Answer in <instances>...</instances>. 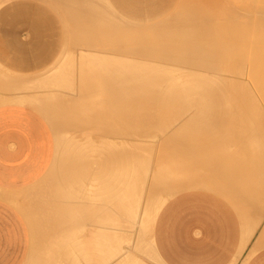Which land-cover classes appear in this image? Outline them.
Masks as SVG:
<instances>
[{
  "label": "bare ground",
  "instance_id": "bare-ground-1",
  "mask_svg": "<svg viewBox=\"0 0 264 264\" xmlns=\"http://www.w3.org/2000/svg\"><path fill=\"white\" fill-rule=\"evenodd\" d=\"M78 1L80 2V0H78ZM193 1L188 5V8L186 9V11L182 15H180V17L177 19L178 21L176 20V21H174V23H172V22L171 23H165L166 27H164V26L162 27L159 25L158 27H161L162 29L155 27L156 28V30H155L154 28H152V30L154 29V31H151V33L148 31V29H146L147 31L145 34L144 33L135 34L136 36H138L140 38H142L144 36H148V38H153L152 39L153 41L151 40L152 42H150L148 39H147V41H141L140 40V41H137L133 44L130 51H128L129 49L128 50H121L122 52L123 51L124 52H131L133 54L136 53L141 57L151 56L153 58V56H154L155 58H164L167 62L166 64L147 63L146 61L143 62V60L139 61L138 59H135V58L132 59L130 57H124L123 56L124 54H102V53H99L100 48L97 49L98 52H95L96 50L92 51L90 48L96 47L97 45H99V46L101 45V44H99L101 42L99 39H101L102 36L107 34L108 31L112 32L114 29L116 30V28L112 27V25L110 23H108L106 20H103L100 17L101 15L99 13L91 11L83 19L86 21V24H88L89 26L84 27V28H80L81 30L77 31V33L78 32L82 33L81 36L84 39V44L86 45V48L87 47L89 48V49H87V51L84 52L81 50V48H79L80 41H79V43L78 42L76 43V41H74L76 44H78V51L81 50L83 53L81 52V54H79L78 56L67 58L65 63H63L57 71L54 69L55 71L44 75L42 78L37 79L34 82H32L33 80L32 81L31 80H14L13 78H7L4 80V82H2L3 87L7 90L23 88V87L30 86V85L34 84V85L39 86L41 88H48V90H52V89L54 90V88H56V89L57 88H63V89L66 88L65 90L69 89L67 91H68V93H70L71 97H75L77 95L81 96V98L79 96V98H80L79 101L81 103H83V105L80 109H82V108L84 109L81 111H77L79 108L75 110L74 107H71L69 100H66L65 98L62 99V97H60V96L63 95V97H64V95H65V97H68V94L66 96V93L62 94L59 90L58 91H50V93H49L48 90L45 89L47 91V93H49V95L47 96V94L45 93L46 99L43 98V100H44L43 102H38L33 98H28L26 100H24V99L20 100L19 99V100H2V101H0L1 104L2 103H8V102L9 103H11V102L34 103L36 105V107L38 109H40L43 112V114H45L46 118H48L50 121H52L54 123V124L52 123V125H54V127L56 129L55 130L56 140H57L56 156H58V154L62 155V154L66 153L65 156L67 157V154L69 153L68 156H70L72 158V159H70L69 157H67V158H69L68 159L69 162H67V159H66L67 164H65V165H68V163H70L68 165V167L63 165V168L66 167V169L64 168L63 170H67L68 168L71 169V170L68 169V171H70L71 176L69 175L68 171H65L66 173L68 172V174H67L68 176L67 175L63 176L62 173H64V172L62 171L61 180H59L57 177V180L59 182L61 181L60 182L61 184L64 182V184H62L63 185L62 186L59 182H58V185L56 184V182H57V180L55 182V179H56L55 176L57 175L56 174L53 177V178H55L53 182H55L56 185L55 184L54 185L56 186V189H57V191H55L56 194L53 193L52 195H48L47 194L48 190L46 192V194L48 196H53V195L55 196L56 195L54 197L55 202H52V203L53 204L56 203L55 205H57L58 207L53 205V204H50L51 206L48 205L49 203H51V202H49L51 200L48 197L43 198V199H47L46 201L49 202L48 204L45 201H42V199H39V202L42 201V205H44V207H43L44 209L41 211V213H42L41 217H43L42 215L44 213L46 215L47 214L50 215L51 212H52V214L56 213V211L60 212L61 209L59 208L60 205H58V203L59 204L63 203V205H64V204H66V202L64 203L63 199L65 201H67L68 199H71L70 195L73 194L71 192L72 189H70V192L72 194H70V193L67 194L69 197V198L67 197V200L65 197L67 195L64 196V193L66 191H69L70 184H71V183L67 182V183H69V186H68L66 181L70 180L69 176H70L71 180H72V177H74V178L76 177L75 181H77L76 179H78L79 180L78 182L81 184V182H80V180H82L81 177L86 175L88 170H90L89 166H88L89 169L86 170V173H85V170H82L83 169L82 165L80 166L82 168L81 169L82 171L81 170L79 171L81 175L79 173H77L81 176V177L79 176L80 178L79 177L77 178L78 175H76L74 172L75 171L77 172L76 169L80 165V163L85 164V166H84V169H85L87 167L86 165L89 162L88 160L94 159V157H92V158L89 157L90 159L82 158V156L87 157V155H84L85 153L86 154L87 153L92 154L95 152L96 153H98V152L106 153L104 155V159L106 158L107 154L109 155L107 160L106 161L104 160V161H105L106 165H108V168H109L108 169L109 171L106 173V178H107L108 174H111V176L109 175L111 178H109V177L107 178V183L104 180H103V182H105L106 187H109V188H106V190L109 189L108 190L109 193L107 196L108 199L111 198V197H109L110 196L109 194H111L110 191H112L113 189L115 190L116 188L118 189V191H117V189L115 191L113 190L115 192V194L112 192V195H111V196H113V194L117 195V198H116L117 201L115 199L112 200L113 202L114 201L117 202V205L115 204V202L114 203L112 202L113 205H116L117 207L115 208V206L114 207L112 205L111 206L113 207L112 209L115 208L116 212L118 213V218L116 216L117 214H113V215L111 214V212H113V211L108 212V213H110L108 215L107 213L105 214V212L102 210L101 206L104 208V210H105V208H109V207H107L108 206V203H106L107 200L101 201V203L99 202L101 204V206H95V204H97V203H95V204L93 203L95 208L100 207V208H98L99 210H97V208L95 210L94 206L92 208H90L89 206L91 204L88 206L89 207L88 208L87 205L91 201L90 198H92L94 193L97 194V191L96 192L94 191L95 190L94 187H96V190H97V187H99V186L96 185L92 188V189H94L93 190L94 193L92 194V191H91L92 189L89 190L90 187L88 185H87V187L85 185H83V187L85 186L86 188H88L87 191L88 190L89 191L87 192L86 190H83V189H85V187L82 189V187H81L82 185L79 186V188H78L76 186L78 184H76V182L73 179L72 183L75 182V184H76V185L74 184L75 188H74L73 184H71L73 189L75 191L76 190L78 191V189L81 188L82 190H79V192H77V193L81 194V192L83 191L82 196H84V194L88 193L87 197H88V201L89 200L90 201L88 202L86 197H84L85 198V202H84L85 204L83 203L84 204L83 205L84 208L82 210L83 212L80 211L83 213V214L81 213V216L79 215L80 212H79L78 208L80 209V207H81V209H82V206L80 204L82 202H80L79 200H78V203L80 202L79 204H77L76 201H75V203H73L74 206H75V204H77L76 206H80L77 208L75 206L76 212L74 210L73 204H69L68 206L72 205L71 209H69L70 212L71 211L73 212V210H74V213H72V212L69 214L67 213L68 212L67 211L68 210L67 205H64V207L62 206L63 207L62 213H63V215L72 214L77 221L79 220L77 218H82L85 215V217H84L85 219L82 218L81 219L82 221L79 220V222L80 221L86 222L87 219H89L91 217L90 215H92V213L94 214V212L99 211L101 213V215L99 214V212H97L98 214L93 215V216H97V218L93 217V218H95V220L91 219L92 221H94L95 224H96L95 221H98V223H99V220L101 222H103V220H104L103 225L104 224H108V225L112 224V225H117L119 228V226H121L122 224L125 223L126 225L124 224L125 226L123 225V228L126 227L128 229L127 226H129V228L135 226L134 224H135L136 218H138L137 216H139L140 220H139L138 224H140V229H139V226H138V228L136 227L137 228L136 232H139L138 229L141 232H143V231L145 232L150 228L151 223L153 222L154 217L158 212V209L166 201V197L169 196L170 194L177 193V192L181 191L182 189L197 186V185H201L202 187H209V188H212L215 190L217 188V185L219 184L217 179L219 177H221L220 176L221 172H223L222 170H224L226 168L225 167L226 164H227V167L229 169L231 167V164H234L235 166L237 165L236 166L237 168L233 167V165H232L233 168L231 167V169H233V170H229L227 168L225 169V171L229 170V172H232L233 175H235L236 170H238L237 171L238 173H239V171L241 172V170H243V169H244L243 170L244 172H245V170L248 171L249 166H247L248 168L246 169V167H244L243 165H247L249 163V160H247L248 161L247 162L246 159L244 160L245 157H243V159L240 157H237L238 153H236V152H239L242 155L245 154L243 156H249L250 155L251 158H252V156L253 157L255 156L254 158H258V160L253 158L255 160L254 163H253V161L250 160V162L253 163L252 167L254 165L257 166L258 170H255L256 166L254 167L255 169H253V170H255V172L257 171V174L256 175H247V176H245V179L243 177L244 181L242 180V182H241V184L243 182H245V184L243 183L245 186L243 193L241 191L243 185L242 186L240 185L241 188H239L241 191L239 193H240V195H242V197L239 195L237 188H236L238 186V184H237V186H234V184L231 181V180H233V178H237V180H238L239 175L237 173H236V175H238V177L233 176L230 179L229 177H230V175L232 176V173L227 174L228 172L227 173L225 172L228 175L226 177L225 176L226 174L223 172V176H224L225 180L223 179V177H222V180H224V182H225L224 185L226 187L232 189L234 194L237 196L235 198L236 200H239L241 197V199L243 201H245V204L247 203V205L251 207L253 214L257 211L259 213L258 217L262 214L261 213L262 207H264V201H262V199H264V193H262V192L260 193V191H261L260 189L264 188V185H262V184H264V111H262V108H261L262 106H261L260 107L261 109L255 108L253 112H252V110H251V112H248V110L245 109L246 108L245 104L249 103V101H251V100L253 103H257V100L254 98L252 93L254 95H256V94L259 95V97L262 100H264V0H256V1L255 0H213L214 2H212V0H210L213 5H210L207 7H205V6H206V3H208V0H206L207 2L205 3V6L203 5L204 3H202L205 0H193ZM210 1H209L208 5L210 4ZM75 3L78 4V2H75ZM87 4L91 5V3H89V2ZM89 5L88 6L85 5V9H87L86 6L89 7ZM71 8H73V6ZM79 8L76 9L78 12L80 11V10H78ZM82 9H84V6L82 7ZM85 9L83 10L84 12H85ZM72 11L73 10H71V12ZM69 14H70V12H69ZM76 14H77V12H76ZM78 14H80V13H78ZM72 15H71V17H73ZM82 16H83V14H82ZM82 16L79 15V17H82ZM99 24H101V25H99ZM77 33H75L76 36L74 34V37L77 38V40H78V39H80L79 38L80 33H79V35ZM125 33H126V31H125ZM129 33L131 34L132 32L129 31ZM77 36H79V37H77ZM143 39H145V38H143ZM108 43H109V41H108ZM102 45H104V44H102ZM107 47H109V46H107ZM92 49L94 50V48H92ZM121 51H119V52H121ZM79 56H80L79 59L82 61L78 62L80 64H77V57H79ZM133 57H136V56H133ZM172 61H175V62L178 61L181 64H177V63L172 64ZM169 64H171V65H169ZM234 65H236L235 67H236L237 73H239L241 76H243L244 69H247V74H246L245 79H247V81L252 84L253 90L250 89V87L248 85H245V87H246L245 91L247 92L246 93L247 94L246 95V103L245 104L240 103L241 105L238 103L241 107H242V105H243V107L245 105V107L243 108L247 111L245 115H242V112H241L242 109L241 110L238 109V111H237L238 107H236V110L234 109L235 112H233V113H231L233 111V109H232V111H228L230 109L227 107L226 108L224 107L223 110H225V112L222 109L221 110L225 113V115L223 114L224 119H222L223 118L222 117L221 118L222 120H221L218 116L221 117V115H222L221 113H223V112H220V114H219V112H218V111H220L219 108L215 109L214 107L216 106V108H217L219 106V104L221 105V103L223 104V105H221L222 107L226 106L225 102L227 103V106H229L228 102H230L231 100L233 102L235 101V98L232 95V92H234V91L228 92V91H230L229 87L230 86H231V88L233 87L232 84L234 82H232V81L234 79L231 81V80H228V78H222L221 77V71H224V69H226V70L231 69V68H233ZM226 70L224 72L225 74H227ZM96 75L98 76V80L93 82L92 78L95 76L97 79ZM227 75H229V74H227ZM232 76H234V74ZM223 77H224V75H223ZM78 79H79V82H78ZM237 80H238V78L235 79V82L239 83L240 80L239 81H237ZM241 82H242V80L240 81V83ZM243 84H244V82H243ZM239 86H241V85H239ZM91 87H93L94 89L95 88L97 89V87H102V91L103 90L105 91L104 93L109 97V99H111V101L115 100V103L114 102L110 103L111 106L109 104V107H110L109 110H110V112L112 110V113H113V109L114 110L117 109V117H116L117 119H115L116 120L115 122L119 124L120 128L119 129L116 128L118 131L116 130L115 133L118 132V134H119V137L117 139V140H119V142L106 144V143H102V142H94L91 140V138H88L87 140L85 139V141L80 142V141L72 138V136L69 135L68 132L64 130V128L65 129H67V128L73 129V128L79 127L82 124L86 125V123L87 124L91 123L94 117H98L97 112L91 110V107L89 105H87L93 101H97V102L101 101L97 97L96 98H92L93 96L88 97V98L86 97V95L90 96L88 94H90V91L94 90L93 88H92V90H89V89H91ZM141 87L146 88V90H145V88L144 89L142 88L144 90V92H146L145 94H140V93H143V92L138 90ZM237 88L235 89V91H237ZM39 90H44V89H39ZM248 91L251 92V95L248 93ZM60 93L62 95H60ZM14 94H16V93H14ZM234 94H235V92H234ZM20 95H21V93H20ZM240 97H242V96L240 95ZM82 98H85V99L87 98V100H83ZM106 98H104V99H106ZM236 98L239 99V96H236ZM236 101H238V100H236ZM262 102H264V101H262ZM138 104H140L139 107H141V108H142V106H144V104H148L149 107L147 105V108H149V110L151 109L150 107H152L154 105L152 108L156 109L157 113H155V114L158 115V117L153 114L154 113L153 111H155V110H153V111L148 110V111L149 112L152 111L153 112L152 115H154V117H157V118H160L159 116H161L160 114H162L161 113L162 104H164L163 106L166 107L167 109H168L169 105H171L170 108H172V105H175V106L178 105V107L180 106V109L178 112L176 111L177 113L173 112L174 115H172L173 113H170V112H171V110H174V109L170 110V108H169L166 111L165 110L166 108H164V110L167 113L171 114V116H169V117L165 116L164 114L167 115V113L164 112V114H163L164 116L162 115L163 118L168 117V119L166 120V122L164 120V122H165L164 124H163V122L159 121L160 119L159 120L155 119L156 121H159V123H156L157 125H155L156 127L154 128V124H155L154 122H156V121L151 116V113H150L151 117L149 116L147 119L153 118L152 123L147 121V119L145 120L146 122H141L139 119L143 116L142 113H139V116L140 115H142V116L139 119H137L136 116H138V114L135 115V111H133V109H136V106ZM235 104H236V102H235ZM250 104H249V106H251ZM166 105H168V106H166ZM249 106L247 108H249ZM111 107L113 109H111ZM178 107H177V110H178ZM107 109H108V106H107ZM140 109H137V110H139V112H140L143 108L141 110ZM212 109L214 111L216 110L215 113L212 111ZM226 109L228 112L226 111ZM63 110H65L66 112L65 113L63 112V114H62ZM146 110H144V112ZM169 110H170V112H168ZM57 111L58 112L61 111L59 113H61L60 115H61L62 119L57 120V118H58V112ZM55 112H57V113H55ZM115 112H116V110H115ZM133 112H134V114H133ZM216 112H218V115L216 114ZM215 114L217 115L218 119H217ZM146 115H148V114L146 113ZM213 115H215V116H213ZM56 116H57V118H56ZM99 116L101 118V116H103V115H99ZM115 116H116V114H115ZM59 118H60V116H59ZM100 118H98L97 120H99ZM90 120H91V122H90ZM104 122L100 123V124L97 123V125H98L97 129L100 131V133H98V135L100 137L102 135H106L105 130L108 128L107 127L108 125L107 124L105 125ZM160 123H162L163 126L160 125ZM110 124H112V122ZM115 126L118 127L117 124ZM115 126L113 128H115ZM110 128H112V125H110ZM154 129H156V130L154 131ZM221 130H223V131H221ZM107 131H108V129H107ZM108 134H109V131H108ZM110 134L112 135L111 132H110ZM113 136L115 138H117L116 136H118V135L115 136L113 134ZM218 139H219V141H218ZM221 140H225V142H228L227 143V145L229 144L228 146H230V144H233V145L235 144L236 148L235 147L234 148L236 150L234 151V148H232L233 150L231 149L232 151H230V148L233 146L232 145L231 147H229V150L226 147L227 149H221L220 151H218L219 152L218 157H215L216 156L215 153H217V151H216L217 149H213L212 144L214 142L219 143ZM229 141L231 143H229ZM170 143H174V146H176L175 148L173 146H171V147L174 148V150L177 153V156L180 157L179 160L177 161V162H179V164H182V163H180L182 161V159H185L188 156H190L191 158L194 156V159H196L195 157L197 156L198 161L197 160L195 161L197 163V165H199V166L201 165L203 167L206 166V168H208V171L210 170L209 171L210 173H212V174L215 173V175H216V173H220V175L217 174V175H219L217 179H215V177L208 178L206 176H203V177L201 176V178H198V180H196V178L190 177V175L188 174L190 172V169H187V171H186V169H184L181 165L179 167L167 168V165L165 167V164H163L162 160H161V164H159V166L157 167L156 172H155V176H154L155 182L150 183L151 180L154 179L150 175L151 178H149L150 180H149V182H147L148 184L147 183L146 184L148 186L153 184V186H155L156 189L159 188V185H160L165 190V192L164 193L159 192L158 194H154V195L152 194L153 195L152 196L151 195L152 191L147 189L148 192L149 191H151V192H150L149 196L147 195L148 198L145 200L146 202H144V204L142 206L141 205L142 188L140 190L139 185L141 184V187H143V181L145 178V177H143V175H145L144 170L147 169L149 162H150V159H152L151 156L153 155L154 151L157 149V146L158 145L161 146L163 144L169 145ZM214 144L216 145V143H214ZM215 145H214V147H215ZM216 146L219 147L218 145H216ZM163 147H165V146H162V148ZM159 149L160 150H158V151L160 154L159 155L160 158L166 157L168 155V151H166V147L164 150L161 148H159ZM211 149H212V152H214V153L209 154L211 152ZM222 150H228L229 151V154L228 153L226 154V152H228V151L225 152L226 155L223 152L224 155H222V156L228 157L230 155V152H231L230 156H232V155L234 156L233 153L235 152L236 158L233 159L232 158L233 156H232L231 157L232 159H231L229 157V160H231L232 162H227L225 164V162L228 159L226 160V159H224L225 158L224 157L223 158V160H225V162L223 161L224 167L219 168L220 171H218L217 167L218 166L221 167V165H223V162L221 160L222 158L218 159L219 162H217V160H215V158L220 157L219 155H220ZM205 152H207V153H205ZM74 153H76V154H74ZM204 153H205V156L203 155ZM81 154H83V155H81ZM140 154L142 156H140ZM207 154H209L210 156L214 154L215 156L213 155L210 158ZM74 155L78 156L79 160L77 159V157H74ZM100 155L102 156L103 154L98 153V156H96V157L101 158ZM200 155H202V157L204 156L205 158H206V156H208V158H210V159L205 160L204 157H203V159H200L199 158V157H201ZM242 155H239V156H242ZM88 156H89V154H88ZM61 157H62L61 158L62 161H63V159L66 158V157L63 158V155ZM250 157H247V159H250ZM239 158L242 159L243 161L241 162V160H239ZM76 160L79 161L77 163L78 166L75 164L77 162ZM98 160H103V159L101 158ZM220 160H221V162H220ZM233 160H234V162H233ZM55 161H56V159H55ZM73 161H75V163ZM104 161H103V165L105 168L106 165L104 164ZM72 162H73V164L71 165ZM96 162H97V158H96ZM96 162L94 159L93 163H95V165H96ZM64 163H65V160H64ZM60 164L62 165L63 163H60ZM74 164L76 166H74ZM228 164H230V165H228ZM61 165H59L60 166V169H59L60 172L62 170ZM250 165H251V163H250ZM55 167H56V164H55ZM80 167H78V170ZM93 167H94V164H93ZM95 167H94V169L93 168H91V169H93V171H94ZM149 167H150V165H149ZM74 168H76V169L74 170ZM143 168H144V170H143ZM238 168H240V169H238ZM97 169L99 170L98 167H97ZM112 169H114L113 174L110 173ZM139 169L140 170L142 169L143 171L142 170L141 171L144 172V174ZM101 170H102V168H101ZM103 170L107 171L105 169H103ZM103 170H102V172L105 173ZM247 171L244 175L247 174ZM99 172H100L99 174H101V175H99L98 171H97V174L95 173L96 177H99V176L101 177L102 175L105 176V174H102L101 171H99ZM147 172H148V169H147ZM55 173H57V171ZM91 173L88 172V178H87L88 182L85 181V182H87V184H89V180H90L89 174H91ZM73 174H75L76 176ZM91 175H92V177H94L93 176L94 174H91ZM112 175H113L114 180H113V183H110L108 181H109V179H112ZM148 175H149V173H148ZM240 175H241V173H240ZM57 176H59V175H57ZM242 176H243V173H242ZM86 177L87 176H85L84 178H86ZM142 177H143V179H141ZM62 178H63V181H62ZM84 178H83V180H84ZM102 178L104 179L103 176H102ZM102 178H100V179H102ZM227 178H229V179H227ZM240 178L242 179L241 176L239 177V179ZM145 179H148V178H145ZM219 179H221V178H219ZM44 180H45V178H44ZM93 180L94 179L92 178L91 181L93 182ZM95 180H97V179H95ZM117 181H118V183H117ZM92 182H90V183L92 184ZM103 182L101 180V183H103ZM115 182L117 183V186L111 187L112 184L114 186ZM238 182H239V180H238ZM238 182L234 181V183H238ZM254 182L256 185L254 184ZM94 183H95V181H94ZM101 183L99 185H101ZM109 183H110V185L108 186L107 184H109ZM221 183H223V182L221 181ZM260 183H261L262 187L259 186ZM41 184H43V183H41ZM105 185L102 187H105ZM252 185H254L255 188L258 185L256 192L254 190L255 189L254 186H252ZM51 186L53 188H55V186H53V184H51ZM57 186L60 187V189L62 187H64L65 192H63L64 190L61 191ZM101 186L99 188H101ZM148 186H146V187H148ZM36 187H37V185H36ZM49 187H50V185H49ZM49 187L47 189H50ZM76 187H77V189H76ZM138 187H139V189H138ZM250 187H253L254 189L251 188L252 189L251 190ZM66 188H68V189L66 190ZM111 188H112V190H110ZM149 189H152V188L149 187ZM44 190H46V189L44 188ZM58 190H60V191H58ZM101 190H102V188H101ZM103 190L106 191L104 188H103ZM153 190H154V187H153ZM75 191H74L73 195H77V193ZM84 191H86V192L84 193ZM116 191H117V193H116ZM161 191H163V190H161ZM258 191H259V195L257 194ZM40 192L41 191H39V194H40ZM60 192H62V194ZM99 192L100 191L98 190V193ZM43 193H44V191H43ZM89 193H91L90 195H92V196H90V198H89ZM49 194H51V192H49ZM243 194H244V196H243ZM60 195H63L65 198L60 196ZM101 195L104 196L105 194L104 195L101 193L97 194V197H99V199H100L102 197ZM106 195H107V191H106ZM43 196H45V195H43ZM78 196L80 197L81 195H78ZM145 196H144V198H145ZM105 197L106 196H104V198ZM94 198H95V196H94ZM51 199H53V197ZM57 199H58V201H56ZM61 199H62V201H61ZM78 199H80V198H78ZM59 200L61 201V203L59 202ZM96 200H98V198ZM98 201H100V200H98ZM67 202H69V201H67ZM93 202H94V200H93ZM102 202L105 203L104 206L102 205ZM109 203L111 204V201ZM260 203H262V204H260ZM46 204L48 207H50L49 210H48V208H46ZM42 205L40 207H42ZM53 206H55V207H53ZM65 206L67 208H65ZM140 206H141V208H140ZM36 207H37V209L38 208L40 209L38 204ZM51 207L53 208L54 211L51 209ZM56 207L59 208V210L54 209ZM85 207H87L88 210ZM64 208L67 210H64ZM139 208H140V210H139ZM236 208L238 209V211L241 215V218L245 222V227H246L247 237H248L247 241H249L250 238L253 236V234H254V232H255L258 224H259V220L255 219L257 217H254L249 212V211H251V209L247 208L248 209L247 210L245 208L246 211L244 212L243 208L241 209V208H239V206H236ZM46 209L48 210V211H46L48 213L43 212ZM84 209H86V210L84 211ZM89 209L91 210V212L89 211ZM100 210L103 212H101ZM109 210H111V208H109ZM77 211H78V213H77ZM86 211H89L91 214L89 212H87V213H89L88 214L89 216H87ZM138 212H140V215L138 214ZM121 213H122V215H121ZM61 214H60V217L58 216L59 219L61 220V218H62V219H64V221L66 220L67 222L66 221L64 222L62 220L59 221L57 218L58 222H62L59 225H57L58 227L59 226L62 227L63 223L64 224L66 223L67 224L66 226H68L71 223H72V226L75 224L77 226V224H79V222H77V221H76V223H74L75 221L73 222V220H72L73 216H70L71 218L68 217V219H67L66 218L67 216L66 217L63 216L64 217L63 218ZM102 214L103 215L105 214L106 216L107 215L108 216L105 217ZM37 215H39V214H37ZM48 215L46 217H48ZM57 215H59V213L54 215L55 217L53 215L49 216V218L51 217V219L48 218V220H47V218H46V220L50 223V225L48 222H46V225H44V226H46V228L48 230H46L45 232H47V233L50 232L49 238H51L52 240L51 241L49 240L50 242H49V244H47L48 242L45 243V239H46V241H48L47 240V239H49L48 236H47V238L43 239L44 243H45V244L43 243L44 244L43 245L44 250L46 248L50 247V245H51L50 243L54 242L53 241L54 236L52 234H54V230L55 231L57 230V229L53 228V226L55 228H57L56 224H58V223H57V221L55 222V220H54ZM77 215L80 217L76 218ZM86 216H87V218H86ZM109 216H110V219H108ZM113 216H116L115 217L116 219L114 218L115 220L113 219ZM121 216L122 217L125 216V217L122 219ZM44 217H45V215H44ZM98 217H99V219H98ZM105 218H107L109 221ZM70 219L72 220V222L68 224ZM124 219L126 222L124 221ZM260 219H262V218H260ZM49 220H51V221H49ZM110 220L114 223H109V222H111ZM123 221H124V223H122ZM42 222H44V221H42ZM88 223H90V222H88ZM38 224L40 225V222ZM38 224H36V226ZM84 225H86V224H83L81 226L82 227L81 229L78 228L79 231L76 229L78 226L76 228L74 227L73 229H71V231L67 230V234L69 235L70 240H67L68 235H66V230H65V232L62 230V229H64V227L66 228V226H64L61 229V231H63V233L59 230L60 229L59 228L58 232H60L61 234H64V233L65 234L63 237L57 231L55 232V234L58 233L61 235V237H63V238H61L60 235H58V234L55 237V238H57V236H58L59 238L57 240L59 242H60V240L63 241L62 244H58V242L56 244V239H54L55 244L58 247V250H60L63 247L62 245H64V243L66 245V242H64L65 240H63V239H66L68 242L72 241L71 238L75 239V232H74V235L72 234L73 230L74 231L77 230V232L81 233L83 228H84ZM108 225H106V227ZM112 225H111V227H112ZM44 226H42V227H44ZM114 227H116V226H114ZM39 228H41V227H39ZM103 228H105V226H103ZM120 228L122 229V226ZM51 229H53V231ZM44 230H45V228H44ZM80 230H81V232H80ZM105 230L103 229V232ZM51 231H52V234H51ZM108 231H109V229H108ZM111 231H115V230H110L109 232H111ZM119 231L118 232L115 231L118 234L111 232V236L108 235L109 238L106 236H107V234H110V233L105 231L106 234H105V232L103 234V235H105L104 238L101 237L103 240L106 239L108 241L110 239V237L112 240H114L113 239V238H115L114 236L120 234V237H118V243L116 242L117 239L114 242L111 241L113 244L115 243L116 247L112 246L113 244L109 243V241H110L109 240L108 242L104 241L105 244H104V246H102L103 248H101V245L104 242L101 241V238L100 239L97 238V240H96L97 243L99 240H100L99 241L100 243L103 242L102 244L99 243L100 244L99 247L102 250L104 249V252H103L104 254L101 251H99L104 256V257H102V255L99 253L101 255V258H103V260H100V262L103 261L102 262L103 264L107 263V262L111 263L110 261H113L112 259L116 255H119L123 251V249H121V245L123 243H125L124 245L127 246L126 243L128 242L129 238H130L129 240L131 242V237L133 235L132 234L133 232L130 231L131 237H129L128 239L127 238L124 239L125 235L123 238L121 235L126 234V232L125 233L123 232L121 234V231H120V233H119ZM132 231H133V229H132ZM144 232H143V234H144ZM42 233H39V234H41V236H42ZM99 233H101V232H99ZM145 233H147V232H145ZM70 234H71V236H70ZM127 234H128V232H127ZM130 234H128V236ZM139 235L140 234H138V236ZM44 237H46V236H44ZM116 238H117V236H116ZM76 240L77 239H75V241H73V242H76V244H77L79 241L77 242ZM134 240H135V238H134ZM38 242H40V241H38ZM68 242H67V248L64 247V249H68V252H70L69 248L72 247L73 242H72V244H71V242H69L70 246H69ZM106 242L109 243L110 245L106 244ZM133 242H132V244H133ZM262 243H264V230H262V232L259 234V237H257L255 239V241L252 243V245L249 249V252H253L256 249H259ZM41 244H42V242H41ZM46 244L48 245V247ZM52 244H53V246L51 245L52 250L54 251L56 245H54V243H52ZM78 244H77V246H78ZM82 244H83V242H82ZM134 244H135V242H134ZM59 245H61V248H59L60 247ZM74 245H73V247H76V245L75 246ZM138 245H139V243H138ZM39 246H40V244H39ZM45 246H46V248H45ZM108 246L115 247V248L111 249V247H108ZM37 247L34 246L33 248H37ZM53 247H54V249H53ZM105 247H107V248H105ZM100 248H99V250H100ZM135 248H136V246H135ZM38 249H39V247H38ZM40 249H41V246H40ZM62 249L60 250V252L61 251L63 252ZM75 249L77 250L78 247L73 248V251ZM44 250H43L44 256L41 255V257H44V258L47 257L48 258V259L47 258L45 259V261L47 260V264H55L54 263L55 261H57L56 264H63L64 260H66L65 261L66 264H69L67 262V260L69 259L68 256L71 255V253L72 254L75 253V252L74 253L70 252V254L68 255V252H66V250H65V252H66L65 255L67 254L68 259L62 258V259H64L62 261V259L60 258L62 263H59L60 260L56 257L64 256V253L61 252V255L59 253L58 254L59 256H57V254H56L57 249H55V251H54L55 253H54L51 250V248H48L49 251L51 250L50 251L51 253L55 254V255L52 254V257L56 256L55 258L52 259L50 257L51 253L48 252L49 255L46 253V256H45L44 253L47 249L45 251ZM58 250H57V253H58ZM78 250H77V252L80 254V255L78 254V256H80V258H84V257H81V255L85 256V254H84L85 251H82L83 249L80 250V248ZM71 251H72V249H71ZM38 252H39V250H38ZM30 253H31V251H30ZM124 253H126V252H124ZM38 254L39 253H37V257H38ZM122 254L120 256H122ZM123 255L124 256L119 258L118 264H144V262L142 260H140L134 256H131V255L127 256V253H126V255L125 254H123ZM33 256L31 254L32 258H33ZM87 256L88 255L86 254L87 259L86 258H84L85 260L82 259L83 262L86 260L90 261L89 260L90 257L88 256L89 257L88 258ZM49 257L51 258V261L54 260V262L53 261L50 262ZM69 257H70V259H72L73 256L71 255ZM39 258H40V256H39ZM70 259L68 261L72 262V261H70ZM37 260H38V264L43 263V262L46 264V262L44 261L43 258H42L43 262H39V261H41L39 259H37ZM74 261H77V259ZM36 262H35V264H37ZM86 262H84V263L88 264ZM75 264H76V262H75Z\"/></svg>",
  "mask_w": 264,
  "mask_h": 264
},
{
  "label": "crops",
  "instance_id": "crops-1",
  "mask_svg": "<svg viewBox=\"0 0 264 264\" xmlns=\"http://www.w3.org/2000/svg\"><path fill=\"white\" fill-rule=\"evenodd\" d=\"M41 1L40 0H7L6 4L0 6V42L2 43V48L0 51L3 52L4 56L10 57L11 63L13 64V66L16 69L20 70L21 72L35 71L34 70L35 67L49 63L51 60H54L55 46L57 45V37H58V33H57L58 26H57V24H60V22H64L63 28L66 27V29H69L71 32H77L78 30H81L80 28H84L86 26V21L83 19L91 11L97 12L99 14L103 13L102 11H100L98 4L91 2L89 0H80V2L78 0L77 1L76 0H43L47 4L43 3ZM170 1L173 2L174 0H170ZM73 2L74 3L78 2V4L77 3L74 4ZM88 2L91 3V5L87 4ZM84 4L87 6L89 5V7L86 6L87 9H85ZM82 5L84 6L85 12L83 11L84 9H82V7H83ZM72 6H73V8H71ZM167 7H169L167 0H161V2L159 3L158 6H155L152 8H145L143 10V12L146 13L147 15L158 14V13H161V11ZM77 8H79L78 9V10H80L79 12L76 10ZM70 9L73 10L72 12L74 14L71 12ZM69 12H70V14H69ZM76 12H77V14L78 13H80V14L77 15ZM132 12H133V14H136V13H138L139 15L142 14L141 9L140 10L135 9V10H132ZM81 13L83 14V16ZM71 15L73 17H71ZM79 15L82 17H79ZM60 27L62 28L61 25H60ZM23 30L29 31V39L27 41H22V39H20L19 33H20V31H23ZM79 41H80V43H79ZM77 42L79 43V48H81L80 46H86L84 44V39L82 38V36H80V39L76 40V43ZM76 43H75V46H78V44H76ZM76 49H78V47H76ZM81 50L84 52L87 51V49H82V48H81ZM81 50H79V51L76 50V51H78L77 52L78 55L81 54V52H82ZM68 54L71 55L73 53H68ZM68 54H62L58 58H56L54 60V62L51 64V66L49 67V69L59 60L63 59V61H66V59L70 57ZM52 123L53 122L50 121L48 118H46L38 109H36L35 107H33L29 104H26V103H3V104H0V264H33V263L35 264L36 261H37L36 263L38 264L37 259L41 260L39 262H43L42 258L45 261V259L47 257H45V258L41 257V255L44 256L43 255V250H44L43 245L46 242H48L47 244H49V242L52 240L51 238H49L50 232L49 233L45 232L48 229L46 228V226H44V225H46V222H48L47 220H48L49 216H52V215L54 216L57 213H59V215H57L55 219L52 217L55 220V222L57 221V223H58V224H56V226H57L60 223H62V222H58V220L64 221V219H62V218H61V220L59 219L64 205H67L68 208L66 206H65V208H67L68 210L65 208H64V210H67L68 211L67 213L69 214L72 212V211L70 212V210H69V209H71L72 205L68 206L69 204H73V203H75V201L77 204L82 202V203H80L82 206V209L80 206H76L77 204H75L76 208L80 207V209L78 208L79 212L82 211L84 208L83 205L85 204L84 203L85 202L84 197H86V199L88 201V197H87L88 193L84 194V196H82L83 191L82 192L80 191L81 194H79L77 192H79V190H82L85 186L87 187V185L90 187L89 190H91L96 185L100 187L103 184L102 186H104L105 182L107 183V178L108 177L111 178L110 177L111 174H108V176L106 178V173L108 171H105V173H103L102 172L103 169L101 170L102 167L101 168L98 167L99 170L96 167L95 173L97 174V171H98V174H99L100 173L99 171H101L102 174H105V176L102 175L104 177V179L102 178V176L101 177L95 176L94 177L95 183L93 181L92 184L90 182H89V184H87V182H88L87 180H84V181L80 180L81 184L78 182L79 180L75 181L76 184H78V185H76L75 182L72 183V180L66 181V183L69 182V183L73 184V186L75 184L78 188H79V186L82 185L81 186L82 189L80 188V189H78V191L77 190L75 191L70 184L69 191H66L67 193L65 192L64 187H62L60 189V187L57 186L61 191L64 190L63 191V192H65L64 196L67 195L68 193L74 194V191L77 193V195H73V194L70 195V198L72 200L71 199L67 200L68 195L65 196L66 200L69 202L65 201L62 198L63 202L64 203L66 202V204H64V205H63V203H61L62 199H61V201L59 200V202L61 204H59L58 202L57 203H58V205L61 206V207L59 206V208L61 209L60 212H57V211H56V213L53 212L54 214H52V212H51V214L49 213L50 215L47 214L48 217H46L47 215L44 213L42 215L43 217H41V214H42L41 211L44 209L43 208L44 205H42V201H45L47 204L49 202H51L48 205L53 204L52 202H55L54 197L56 195L55 196L54 195L48 196V195H52L53 193L56 194L55 191H57V189H56L55 185L56 184L58 185V182H59L57 180V177L59 180H61V177H62L61 172L59 171V169H60L59 165H61L60 163H63L61 165V169H62L61 171L64 172V173H62L63 176L67 175L68 172L70 175V171H68L69 168L67 170H63L64 168L66 169V167L63 168V165L67 166V165H65L67 163H64V161H62V159L60 160L58 158V156H56V135H55L56 129H55L54 125H52ZM55 159H56V161H55ZM55 164H56V167H55ZM113 170L114 169H112L110 173L113 174ZM56 171H57V173H55ZM65 171H68V172L66 173ZM56 174L59 176H57ZM79 174H80V172H79ZM99 175H101V174H99ZM54 176L56 179L53 178ZM44 178H45V180H44ZM63 178H62V181H63ZM100 178H102V179H100ZM54 179H55V182L57 180L56 184H55V182H53ZM69 179H70V177H69ZM81 179H82V177H81ZM95 179H97L98 181ZM101 180H102V182H103V180L105 182L101 183ZM113 180L114 179H113V175H112V179H109L108 182L113 183ZM85 181H87V182H85ZM41 183H43V184H41ZM69 183H67L68 186H69ZM100 183H101V185H99ZM110 183L107 185L109 186ZM117 183H118V181H117ZM117 183L115 182L114 186L112 184L111 187L117 186ZM51 184H53V186H55V188H53L51 186ZM62 184H64V182ZM36 185H37V187H36ZM49 185H50V187H49ZM83 185H85V186L83 187ZM102 186H101L102 190L99 187H97V190H96V187H94L95 190L94 189L91 190L92 194L94 193L93 192V190H94L95 192L97 191V194H100V193L103 195L105 194L104 196H106V197L104 198V196L101 195L102 197L99 199V197H97V194L94 193V195L92 196V195H90L91 193H89V198H90V196H92V198H90L91 201L89 200L90 203H88L89 201L87 202L88 203L87 207L90 204L92 205L93 203L94 204L97 203V204H95V206H101V204H100L101 201L107 200V202H106V203H108L107 207L111 208V210H109V208H105V210H104V208L101 206L102 210L105 212V214L107 213L108 215L110 214L108 212L113 211V212H111V214L112 215L117 214L116 216L118 218V213L115 210V208L117 207L116 206L117 205V202H116L117 201V199H116L117 195H114L115 194L114 191L117 188L115 190L113 189L114 191L112 190V188L110 189V190H112V191H110L111 194H109L110 195L109 197H111V198L108 199L107 196L109 193V191H108L109 189L106 190V188H109V187H106V185H105V187H102ZM48 187L50 189H47ZM77 187H76V189H77ZM86 187L83 190L87 191L88 188H86ZM44 188L46 190H44ZM74 188H75V186H74ZM103 188L107 191V195H106V191H104ZM141 188L142 187H140V190H141ZM67 189L68 188H66V190ZM70 189H72V191H71L72 193L70 192ZM138 189H139V187H138ZM47 190H48V192H47ZM60 190H58V191H60ZM98 190L100 191L99 193H98ZM39 191H41L40 194H39ZM43 191H44V193H43ZM86 191H84V193ZM117 191H118V189H117ZM117 191H116V193H117ZM46 192L48 195L46 194ZM49 192H51V194H49ZM112 192L114 193L113 196H111ZM60 193L62 194V192H60ZM41 195L42 196L45 195V196L42 197ZM78 195H81V196L79 197ZM60 196L64 197L63 195H60ZM74 196L75 197L77 196L80 199H78L77 197L75 198ZM94 196H95V198H94ZM45 197L46 198L48 197L51 201L48 202V201H46L47 199H43ZM50 197L51 198L53 197L54 200L51 199ZM97 198L100 201L96 200ZM39 199H42V201L39 202ZM113 199L116 200V201H114L116 205H113V203H114L112 201ZM78 200L80 201L79 203H78ZM93 200H94V202H93ZM56 201H58V199ZM108 201L109 202L111 201V204ZM144 202H145V198H143V193H142V202H141L142 206H143ZM37 204L39 205V207L42 205V207H40V209L39 208L37 209V207H36ZM47 204H46V208H48V210H49L50 207H48ZM55 204L56 203H54L53 205H55ZM94 204L92 206L90 205L89 207L92 208L94 206ZM102 205L104 206L105 203L102 202ZM111 205L113 207L115 206V208L112 209L113 207ZM55 206H57V205H55ZM55 206H53V207H55ZM75 206L73 204L74 210H75ZM95 206H94V208H95ZM57 207L54 209L59 210V208H57ZM87 207H85V208L87 209ZM96 208H95V210H96ZM98 208H100V207H98ZM98 208H97V210H99ZM51 209L53 210L52 207H51ZM86 209H84V211ZM48 210L46 209L43 212H46ZM74 210L72 213H74ZM89 211L91 212L90 209H89ZM89 211H86L87 216H89L88 215L90 213ZM103 211H101V212H103ZM75 212H76V210H75ZM82 212H80V214H79L80 216H81ZM87 212H89V213H87ZM97 212H99V211H96V212H94V214L92 213V215H90L91 216L89 218L90 220L87 219V221L89 220L88 222H90V223H88L87 221L86 222L83 221L84 223L81 222L82 218L85 219L84 218L85 215L82 218H77L80 216H78V215L76 216L77 219L81 220L79 222V220L77 221L72 214L63 215V213H62L61 214L62 217L67 216L66 217L67 219H68V217L71 218L70 216H73L72 217L73 222L74 221H75L74 223H76V221L79 222V224H77L78 227L76 226V224L72 226V223H71L72 220L71 219H70L71 221L69 220V222H68V224L69 223H71V224H69L68 226H66L67 225L66 223L65 224L63 223L62 227L57 226V228H55L53 226L54 229H57L56 230L57 232H58L59 228H60L59 230L61 231V229L64 226H66V228L64 227V229H62V230L64 232L66 230V235H68L67 230L71 231V229H73L74 227L75 228L77 227L76 229L78 230V228H80V229L82 228L81 226L83 224H86V225H84L82 232L80 230L81 233L77 232V230L76 231L73 230V232H72L73 235L75 232V239H77L76 240L77 242L79 241L78 242L79 244L77 243L78 246H77L76 242H73V241H75V239H73V238H71L72 241H69V242H71V244L73 242V245L74 244L76 245V247H73V245H72L73 248L78 247V249L80 248V250L83 249L82 251H85V253H84L85 256L81 255V257L86 258V254H87L90 257V259H89L90 261L86 260L87 262L86 261H84V262H86L88 264H103L102 263L103 261L100 262V260H103V258H101L102 254L99 251H101L102 253L104 252V249L102 250L101 248H103L102 246H104V244H105L104 241H107V240L106 239L103 240L101 237L104 238L105 235H103V234L105 231H107V232H109L110 230H115L117 232L119 231L117 229L118 227H116V228L113 226L111 227V225H110V227L105 226V228H103V224H102L103 222H101L100 220H99V223H98V221H95L96 222V224H95L94 221H92L91 219L95 220V218H93V217L97 218V216H93V215L98 214ZM46 213H48V212H46ZM77 213H78V211H77ZM37 214H39V215H37ZM99 214L101 215L100 212H99ZM105 214L104 215L102 214V215L107 217L108 215L106 216ZM44 215H45V217H44ZM139 215H140V212H139ZM87 216H86V218H87ZM116 216H113V219ZM99 217H98V219H99ZM46 218H47V220H46ZM57 218H58V220H57ZM49 219H51V217ZM105 219H107V218H105ZM108 219H110V216L108 217ZM137 220L139 222L140 219L136 218V221ZM42 221H44L45 223ZM49 221H51V220H49ZM124 221H125V219H124ZM37 222L38 223L40 222L41 226ZM111 223H113V222L111 221ZM36 224H38V225L36 226ZM49 225H50V223H49ZM42 226H44V227H42ZM39 227H41V228H39ZM44 228H45V230H44ZM103 229L104 230L106 229V230L103 232ZM108 229H109V231H108ZM51 230L53 231V229H51ZM52 231H51V234H52ZM56 231L54 230V234ZM63 231H61V232L63 233ZM115 231H111V232L118 234ZM130 231L133 232L132 237H131ZM136 231H137L136 229H133V231L132 230H129V231L126 230L125 231L126 234H127V232H128V234H130L129 236H128V234L127 235L125 234V237L127 236L126 237L127 239L129 237H131V242H130V240H129L130 238H129L128 242L126 243V245L129 248L127 246H125L123 243L121 245V249H123V251L121 250L122 252L119 255H116L112 259L113 261H110L111 263L107 262L104 264H118L119 258L124 256L123 254L126 255V253H127V256L131 255V256H134V257L142 260L144 262V264H236L238 259H240V257L242 255L247 253V250L250 249L252 243L256 239L255 232H254V234L250 238V240L247 241L248 237H247L245 222L241 218V215H240L238 209L235 207V205L232 203V201L229 198H227L226 196L220 194L216 190L209 188V187H202V188L201 187H195V188H189V189H185V190H181V191L177 192L176 194H174L173 196L168 198L160 206L157 214L154 217L153 222L151 223L150 228L147 231H145L147 233H145L143 231L144 232V234H143V232H141L139 229H138L139 232H136ZM99 232H101V233H99ZM111 232H109L110 234H107L106 237L109 238L108 235L111 236ZM39 233H42V236ZM58 233H60V232H58ZM119 233H120V231H119ZM54 234H52V235L54 236L53 238L56 239V244H57V242H58V244H62L63 241L60 240V242H61L60 243L57 240L59 237L57 236V238H55L57 234H55V235ZM60 234H58V235H60ZM64 234H61V235L64 237ZM105 234H106V232H105ZM138 234H140V235L138 236ZM61 235H60V237H61ZM44 236H46V237H44ZM47 236L49 238V239H47L48 241H46V239H45V238H47ZM70 236H71V234H70ZM116 236H117V238H116ZM116 236H114L115 238L112 237L114 240H112L110 237V239H109L110 241L108 240L109 243L113 244L111 241L114 242L116 239H117L116 242L118 243V237H120V234L116 235ZM63 237H61V238H63ZM123 237H124V235H122V238ZM97 238H99V239L101 238V241H103L104 243L103 242H102L103 244L100 243L99 242L100 240L97 243L96 242ZM134 238L136 241L134 240ZM43 239H45V243H44ZM54 239H53L54 242H52V243H54V245H56ZM63 240H65L64 242H66V245H65V243H64V245H62L63 249L61 248V245H59L60 246L59 248H61L63 250V252L62 251L61 252L64 253V256H61V257L53 256L52 257L53 253L50 252L52 250V246H53L52 243H50L52 245V246L50 245V247H48V245L46 244L48 248H51V250L49 251L48 248H46V246H45V248L47 249V250L45 249L46 251L44 250L45 256H46V253L49 255L48 252H50L51 253L50 257L52 259L56 257L60 260V258L61 259L62 258H64V259L69 258L70 259L69 256L72 255L73 260L70 259V261H72L74 264H75V262H76V264L77 263L78 264H85L83 262V260H85V259L80 258V256H78V254H79L77 252L78 249L77 250L75 249L76 251L75 250L73 251L72 247L71 248L68 247L70 252H73V253L77 252L76 254L71 253V255H69L70 252H68V249H64V247L67 248V242H68L67 240H70L69 235H68L67 240L66 239H63ZM38 241H40V242H38ZM133 241L135 242V244ZM41 242H42V244H41ZM69 242H68V244L70 246ZM82 242H83V244H82ZM107 242H106V244L110 245ZM132 242H133V244H132ZM99 243L102 244L101 248L99 247L100 246ZM138 243H139V245H138ZM39 244L41 246V249H40ZM34 246L35 247L38 246L39 249H38V247L33 248ZM112 246H115V243ZM135 246H136V248H135ZM56 247H57V245H56ZM56 247H55V249L58 250V247L57 248ZM98 247L100 248V250ZM108 247H111V246H108ZM115 247H111V249L115 248ZM105 248H107V247H105ZM53 249H54V247H53ZM55 249H54V251H55ZM71 249H72V251H71ZM124 249L125 250L127 249V250L125 251ZM38 250H39V252H38ZM57 250H56L57 256H59L58 255L59 253L61 255L60 250H58V253H57ZM65 250H66V252H68V255H69L68 258H67V254L65 255V253H66ZM30 251H31V253H30ZM124 252H126V253H124ZM37 253H39L38 257H37ZM31 254H32V256L34 255L33 258L31 257ZM121 254H122V256H120ZM53 255H55V254H53ZM39 256H40V258H39ZM102 257H104V256L102 255ZM51 258L49 261L54 262V260L51 261ZM75 258L77 259V261H74V260H76ZM64 259H62V261ZM68 260H67V262L69 264H71L72 262H69ZM65 261L66 260L63 261L64 262L63 264H66ZM45 262L47 264V260ZM54 263L56 264L57 261H55ZM59 263H62L61 260ZM39 264H45V263L43 262V263H39ZM244 264H264V247L256 249L253 252H250L248 255V259H245Z\"/></svg>",
  "mask_w": 264,
  "mask_h": 264
},
{
  "label": "rangeland",
  "instance_id": "rangeland-1",
  "mask_svg": "<svg viewBox=\"0 0 264 264\" xmlns=\"http://www.w3.org/2000/svg\"><path fill=\"white\" fill-rule=\"evenodd\" d=\"M41 1V0H40ZM89 1H91V2H94V3H96V4H98V7H99V9H100V11H102L103 13H101L100 15V17L103 19V20H106L108 23H110L111 25H112V27H114V28H116V30L114 29L112 32H110V31H108V33L107 34H105L104 36H102L101 37V39H99L101 42L99 43V44H101L100 46L99 45H97L96 47H92V48H94V50L92 49V48H90L92 51H95V52H98L97 51V49L98 48H100L99 49V53H102V54H124L123 56L124 57H130V58H135V59H138L139 61H142L143 60V62L144 61H146L147 63H152V64H166L167 62H166V60L164 59V58H155L154 56H153V58L151 57V56H144V57H141V56H139L138 54H133V53H131V52H122L121 50H128V51H130V49H131V47L133 46V44L135 43V42H137V41H147V39L150 41V42H152L153 40V38H148V36H144V37H142V38H140V37H138V36H136L135 34H137V33H146V29H148V31L151 33V31H154V29L156 30V28L155 27H157V28H161V27H158L159 25L160 26H164V27H166L165 26V23H174V21H176L179 17H180V15H182L185 11H186V9L188 8V5L193 1V0H174L173 2L172 1H170V0H167V2H168V5H169V7H167V8H165V9H163L162 11H161V13H158V14H150V15H147L146 13H144L143 12V10L145 9V8H152V7H155V6H158L159 5V3L161 2V0H89ZM209 1L210 0H208V3H209ZM256 1V0H255ZM41 2H43V3H46L45 1H41ZM172 2V3H171ZM194 2V1H193ZM207 1L205 0L204 2H202V3H204L203 5L205 6V3H206ZM212 2H214L213 0H212ZM212 2L210 1V4L208 5V3H206V6L205 7H207V6H210V5H213L212 4ZM7 3V0H0V6L1 5H4V4H6ZM171 3V4H170ZM47 4V3H46ZM135 9H141V11H142V14L141 15H139L138 13H136V14H133V12H132V10H135ZM252 12V11H251ZM100 21V20H99ZM178 21V20H177ZM163 24V25H162ZM60 25L62 26V28L60 27ZM99 25H101V24H99ZM169 25V24H168ZM57 26H58V31H57V33H58V37H57V45L55 46V53H54V60L56 59V58H58L60 55H62V54H68V53H73V54H71V55H69L70 57H75V56H78V53H77V51L76 50H78V49H76V47H78V46H75V42L74 41H76L77 40V38H75L74 37V34L75 33H77V32H71L69 29H66V27H64L63 28V26H64V22H60V24H57ZM89 25L88 24H86V26L85 27H88ZM134 28V29H133ZM152 28H154L153 30H152ZM150 29V30H149ZM162 29V28H161ZM116 31V32H115ZM123 31V32H122ZM125 31H126V33H125ZM129 31L130 32H132L131 34L129 33ZM145 31V32H144ZM110 32V33H109ZM128 32V33H127ZM79 33L80 32H78L77 34L79 35ZM81 34L82 33H80V35L79 36H81ZM19 35H20V39H22V41H27L28 39H29V31L28 30H23V31H20V33H19ZM75 36H76V34H75ZM79 36H77V37H79ZM108 36V37H107ZM134 36V37H133ZM106 37V38H105ZM122 37V38H121ZM129 37V38H128ZM137 37V38H136ZM151 37V36H150ZM80 38V37H79ZM143 38H145V39H143ZM76 39V40H75ZM152 40V41H151ZM108 41H109V43H108ZM106 43V44H105ZM102 44H104V45H102ZM108 44V45H107ZM111 44V45H110ZM122 45V46H121ZM127 45V46H126ZM129 45V46H128ZM106 46V47H105ZM107 46H109V47H107ZM73 47V48H72ZM75 47V48H74ZM116 47V48H115ZM121 47V48H120ZM1 48H2V43L0 42V50H1ZM81 48L82 49H89L88 47L86 48V46L84 47V46H81ZM109 48V49H108ZM127 48V49H126ZM112 49V50H111ZM111 50V51H110ZM108 51V52H107ZM119 51H121V52H119ZM130 53V54H129ZM131 55V56H130ZM133 56H136V57H133ZM138 56V57H137ZM80 58V56L79 57H77V64H80V63H78V62H81L82 60H80L79 59ZM54 60H51L49 63H46V64H43V65H39V66H37V67H35L34 68V70L35 71H32V72H21L20 70H18V69H16L14 66H13V64L11 63V59H10V57H6V56H4V54H3V52L2 51H0V101H2V100H22V99H24V100H26V99H28V98H33V99H35L36 101H38V102H43L44 100H43V98L44 99H46V95H45V93L47 94V96L49 95V93H50V91H60L62 94L64 93H66V96H67V94H68V97H65V95H64V97H63V95L60 93V95H62V96H60V97H62V99H66V100H69L70 101V105H71V107H74L75 108V110L76 109H80L81 107H82V105H83V103H81L80 101H79V99L81 98V96H80V98H79V96L77 95V96H75V97H71L70 96V93H68V91L67 90H69V89H67V90H65V89H63V88H54V90L52 89V90H48V88H41V87H39V86H36V85H30V86H26V87H23V88H18V89H10V90H7V89H5L4 87H3V85H2V82H4V80L5 79H7V78H13L14 80H33L32 82H34L35 80H37V79H40V78H42L44 75H46V74H48V73H50V72H53V71H57L58 69H59V67L63 64V63H65V61H63V59L62 60H59V61H57L50 69H49V67L51 66V64L54 62ZM171 62V61H170ZM175 63H177V64H181L180 62H178V61H172V64H175ZM232 63V62H231ZM169 65H171V64H169ZM236 65H234L233 66V68H231V69H224V71H221V77L222 78H228V80H233L232 82H234L233 84H232V88H231V86L229 87V89H230V91H228V92H232V91H234L235 92V94H234V92H232V95L234 96V98H235V101L233 102L232 100V102L230 103V102H228L229 103V106H227V103L225 102V104H226V106H221V105H223L222 103H221V105L219 104V106L216 108V106L214 107L215 109H218L219 108V110L220 111H218L219 112V114H220V112H225V110H223L224 109V107L226 108H229L230 110H228V111H232V109H233V111L231 112V113H233V112H235V110H236V107H238L237 108V111H238V109H242V115H245L246 114V110H248V112H251V110H252V112L254 111V109L255 108H260L261 106V108H262V111H264V102H262V101H264V100H262L260 97H259V95H254L253 93H252V95L254 96V98L257 100V103H253L252 102V100L251 101H249V103H247V104H245L246 103V87H245V85H248L249 87H250V89H252L253 90V86H252V84L251 83H249L248 81H247V79H245L246 78V74H247V69H244V71H243V76H241L239 73H237V70H236V67H235ZM55 69V70H54ZM225 70L227 71V74H229V75H227V74H225L224 72H225ZM233 70V71H232ZM231 71V72H230ZM232 73V74H231ZM234 74V76H232ZM223 75H224V77H223ZM237 75V76H236ZM240 75V76H239ZM97 76V75H96ZM226 76V77H225ZM239 76V77H238ZM230 77V78H229ZM233 77V78H232ZM242 77V78H241ZM95 78V79H94ZM238 78V80L237 81H241L242 80V82L240 83V81H239V83L238 82H235V79H237ZM98 80V76H97V79H96V77L94 76L93 78H92V81L93 82H95V81H97ZM226 80V79H225ZM100 81V80H99ZM78 82H79V79H78ZM243 82H244V84H243ZM247 82V83H246ZM239 85H241V86H239ZM243 86V87H242ZM235 87V88H234ZM238 87V88H237ZM240 87V88H239ZM242 87V88H241ZM92 88L93 87H91V89H89V90H92ZM143 87H141L140 89H138L139 91H141V92H143V93H140V94H145L146 92H144V88L142 89ZM228 88V87H227ZM226 88V89H227ZM237 88V91H235V89ZM34 89V90H33ZM38 89V90H37ZM39 89H44V90H39ZM45 89H47L48 90V92L49 93H47V91L45 90ZM94 89V88H93ZM142 89V90H141ZM225 89V90H226ZM95 90V91H94ZM93 91H90V94H88V95H90V96H87L86 95V97L88 98V97H91V96H93L92 98H98V99H100L101 101L100 102H97V101H93V102H90V104H87V105H89L90 107H91V110H93V111H96L97 112V114H98V117H94L93 118V120H92V122H91V120H90V122L91 123H86V125L84 124H82V125H80L79 127H77V128H73V129H71V128H67V129H65L64 128V130L65 131H67L68 132V134L69 135H71L72 136V138H74V139H76V140H78V141H85V139L87 140L88 138H91V140L92 141H94V142H102V143H114V142H119V140H117L118 139V137H119V134H118V132L117 133H115L116 132V130L117 129H119L120 128V126H119V124L118 123H116L115 121V119H117L116 117H117V109H115L116 110V112H115V110L111 107V109H113V113H112V110H111V112H110V107H109V104L110 103H115V100L113 101H111V99H109V97L104 93L105 91L103 90L102 91V87H97V89L95 88ZM145 90H146V88H145ZM240 90V91H239ZM21 93V95H20V93ZM240 92V93H239ZM12 93V94H11ZM14 93H16V94H14ZM248 93L251 95V92L250 91H248ZM105 94V95H104ZM238 94V95H237ZM240 95L242 96V97H240ZM236 96H239V99L238 98H236ZM107 97V98H106ZM257 97V98H256ZM259 97V98H258ZM87 98L85 99V98H82L83 100H87ZM104 98H106V99H104ZM242 100H241V99ZM108 99V100H107ZM105 100V101H104ZM236 100H238V101H236ZM262 100V101H261ZM240 101V102H239ZM242 101V102H241ZM78 102V103H77ZM106 104H105V103ZM109 102V103H108ZM235 102H236V104H235ZM9 103V102H8ZM11 103H15V102H11ZM81 103V104H80ZM240 103H244L245 105H246V110L245 109H243L244 107H245V105H244V107H243V105H242V107L239 105ZM251 103V104H250ZM1 104V103H0ZM3 104V103H2ZM26 104H29V105H31V106H33V107H35L36 109H38L37 107H36V105L34 104V103H26ZM73 104V105H72ZM77 104V105H76ZM79 104V105H78ZM235 104V105H234ZM249 104L252 106H249ZM75 105V106H74ZM139 105L140 104H138L137 106H136V109H133V111H135V115H137L138 114V116H136L137 117V119H139L142 115H140L139 116V113H142L143 114V116L139 119L141 122H146L145 120L150 116V113H151V116L154 118V120L156 119V120H159L160 122H163V124L166 122V120L168 119V117L169 116H171V114H169V113H167L166 111L171 107V105H166V106H168V109L166 108V107H164L163 105L164 104H162V108H161V113L162 114H160L161 116H159L160 118H157L158 117V115H156L155 113H157L156 112V109L154 108H152V107H150L151 109L150 110H155V111H151V112H149L150 110H149V108H147V105L148 104H144V106H142V108L141 107H139ZM146 105V106H145ZM257 105V106H256ZM107 106H108V109H107ZM110 106H111V104H110ZM234 106V107H233ZM240 106V107H239ZM249 106V108H247ZM77 107V108H76ZM148 107H149V105H148ZM177 107H178V105H172V108H170V110L171 109H174V110H171V112H170V110L168 111V112H170V113H177L178 111H179V109H180V106L178 107V110H177ZM221 107V108H220ZM143 110H141V109ZM164 108H166L165 110H164ZM182 108V107H181ZM213 108V109H214ZM260 108V109H261ZM77 110V111H81V110H84L83 108L82 109H80V110ZM137 109H140L141 111L139 112V110H137ZM147 109V110H146ZM176 109V110H175ZM212 109V111L215 113V111ZM223 111H222V110ZM235 109V110H234ZM39 111H41L40 109H38ZM100 110V111H99ZM144 110H146L145 112H144ZM149 110V111H148ZM239 110V111H240ZM245 110V111H244ZM100 113H99V112ZM137 111V112H136ZM177 111V112H176ZM226 111H227V109H226ZM227 111V112H228ZM245 113H244V112ZM58 112V111H57ZM57 112H55V113H57ZM59 112H61V111H59ZM58 112V118H57V116H56V118H57V120H59V119H62L61 118V113H59ZM63 112L65 113L66 111L65 110H63L62 111V114H63ZM164 112L165 113H167V115L166 114H164ZM218 112H216V114L218 115ZM221 113L222 115H221V117L220 116H218L220 119L223 117V114L225 115V113ZM41 113L43 114V112L41 111ZM110 113V114H109ZM116 114V116H115V114ZM145 113V114H144ZM146 113L148 114V115H146ZM152 113L154 114V115H156L157 117H154V115H152ZM174 113L172 114V115H174ZM133 114H134V112H133ZM165 116H168V117H165V118H163V116L164 115ZM215 114V115H216ZM44 116H45V114H43ZM99 115H103V116H101V118H100V116ZM114 115V116H113ZM163 115V116H162ZM215 115H213V116H215ZM217 115H216V117H217ZM59 116H60V118H59ZM145 116V117H144ZM150 116V117H151ZM46 117V116H45ZM105 117V118H104ZM115 117V118H114ZM135 117V118H136ZM163 119H162V118ZM218 117H217V119H218ZM98 118H100L99 120H97ZM114 118V119H113ZM144 120H143V119ZM153 118H149V119H147V121H149L150 123H152L153 122ZM142 119V120H141ZM222 119H224V117L222 118ZM221 119V120H222ZM152 120V121H151ZM155 120V121H156ZM163 120V121H162ZM164 120H165V122H164ZM97 121V122H96ZM105 121V122H104ZM107 121V122H106ZM118 121V120H117ZM159 121H156V122H154L155 124H154V128L156 127L155 125H157L156 123H159ZM105 123V125L107 124L108 126V131H109V134H110V132L112 133V135L110 134H108V131H107V129L105 130L106 132H105V134L106 135H102L101 137L98 135V133H100V131L97 129V127H98V125H97V123L98 124H100V123ZM112 122V124H110ZM116 125L117 124V126L118 127H116L114 124ZM110 125H112V128H110ZM160 125H162V123H160ZM100 126V125H99ZM115 126V128H113ZM163 126V125H162ZM117 128V129H116ZM113 131H112V130ZM156 129H154V131H155ZM219 130V129H218ZM118 131V130H117ZM221 131H223V130H221ZM157 133V132H156ZM108 134V135H107ZM113 134L116 136V135H118V136H116L117 138H115L114 136H113ZM56 135V134H55ZM218 141H219V139H218ZM221 142V143H220ZM219 143H217V142H214V143H216V145H218L219 147H217L214 143L212 144L213 145V149H217L216 151H217V153H215V157H218V154H219V152L218 151H220L221 149H227L228 148V150H229V147H231L233 144H230V146H228L227 145V143L228 142H225V140H221ZM175 143V142H174ZM174 143H170L169 145H165V144H163V145H158L157 146V149L154 151V153H153V155L151 156V158L152 159H150V162H149V165H150V167H149V165H148V167H147V169H148V172H147V169H145L144 170V168H143V170L145 171V175H143L144 174V172H142L140 169V171L143 173H141L142 175H143V177H145V178H148V179H145L144 178V181H143V187H142V193H143V198H144V196H145V200L148 198V196H149V194H150V192L152 191V193H151V195L153 194H158L159 192H161V193H164L165 192V190L159 185V188H157L156 189V187L155 186H153V184L152 185H150V186H148L147 184V182H149V178H151L150 177V175L154 178V176H155V172H156V169H157V167L159 166V164H161V160H162V163L163 164H165V167H166V165H167V168H173V167H179L180 165L184 168V169H186V171H187V169H190V172L188 173L189 175H190V177H194V178H196V180H198V178H201V176L203 177V176H206V177H208V178H211V177H215V179H217L218 178V176L220 175V173H216V175L217 174H219V175H215V173L214 174H212V173H210L209 171H208V168H206V166L205 167H203V166H199V165H197V163L195 162L196 160L198 161V157L196 156L195 158L196 159H194V156L191 158L190 156H188L187 158H185V159H182V161L180 162V163H182V164H179V162H177L178 160H179V156H177V153H176V151L174 150V148L176 147V146H174ZM229 143H231L230 141H229ZM234 143V142H233ZM156 144V143H155ZM159 144V143H158ZM222 146H221V145ZM214 145H215V147H214ZM162 146H165L166 147V151H168V155L166 156V157H162V158H160V154H159V151L158 150H160L159 148H161V149H165V147H163L162 148ZM171 146H173V147H171ZM159 147V148H158ZM227 147V148H226ZM235 147V144L230 148V151H232L233 149L232 148H234ZM220 148V149H219ZM236 148V147H235ZM234 148V151L236 150ZM232 149V150H231ZM228 150H222L221 151V153H220V157L219 158H215V160H217V162H219L218 161V159H220V158H222L221 160H222V162L224 161L225 162V160H223V158L224 159H228L226 162H225V164L227 163V162H232L231 160H229V157L231 158L232 156H230L231 155V152H230V155L227 157V156H222V155H224L225 154V152L226 151H228ZM56 151H57V140H56ZM215 151V152H216ZM233 151V152H234ZM170 152V153H169ZM223 152H224V154H223ZM232 152V153H233ZM85 153V152H84ZM83 153V154H84ZM96 153V152H95ZM85 153L84 155H87V157L85 156H82V158H87V159H90V158H92V157H94V159H95V162H96V158H97V162H96V165H95V163H93L94 162V159H90V160H88L89 162H88V164L86 165L87 167V169L85 168L84 169V166H85V164H81L80 163V165L78 166V160H79V155L78 156H76V155H74V157H77V159L78 160H76L77 162L75 163V161H73L78 167H80L81 165H82V168L80 167L79 168V170H78V167H77V169L76 168H74V170L76 169L77 170V172L75 171L74 173L76 174V175H78L77 176V178L79 177V174H77V173H79V171L82 169V170H85V173H86V170H88L89 168H90V170H88V172L89 173H91V174H94L95 173V170L93 171V169H94V167L96 166V167H101L102 166V169H105V170H107V171H109L108 169V165H106V163H105V161L107 160V158H108V154L106 155V158L104 159V155L106 154V153H104V152H98L99 154L101 153V154H103L102 156H101V158L103 159V160H98V159H101V158H99V157H96V156H98V153ZM205 153H207V152H205ZM205 153L203 154L204 156H205ZM209 153V152H208ZM211 153H214V152H212V149H211V152L209 153V154H211ZM229 154V151L228 152H226V154ZM236 153H238L237 154V157H240V158H242L243 159V157H245L244 158V160L246 159V161L247 160H249V163L247 164V165H243L244 167H246V169L248 168L247 166H249V168H248V171L247 170H245V172L243 171V170H241V172L239 171V173L237 172L238 170H236V173L239 175V177L241 176L242 177V179L240 178L239 179V177H238V175H236V173H235V175H233V173L232 172H229V170H233V169H231V167H232V165H233V167H236L234 164H231V167H230V169L227 167V164H226V168L227 169H229L228 171L226 170L225 171V169L224 170H222L224 173L226 172H228L227 174H231L232 173V176L230 175V179H231V177H233V176H237L238 177V180H239V182H238V180H237V178H233V180H231L232 181V183L234 184V186H237V184H238V186L236 187L237 188V191H238V193L239 192H241L242 191V193H243V190H244V184H245V182H243L242 184H241V182H242V180H243V177H244V179H245V176H247V175H256L257 174V171L255 172V170H258V168H257V166L256 165H254L253 167H252V164L255 162V160L254 159H257L258 160V158H254L253 156H252V158L250 157V155L249 156H243V155H245V154H240L239 152H236ZM66 154V153H65ZM65 154H62L63 155V158L64 157H66L65 156ZM69 154V153H68ZM68 154H67V157H69L70 159H72L70 156H68ZM73 154V153H72ZM74 154H76V153H74ZM83 154H81V155H83ZM88 154H89V156H88ZM95 154V155H94ZM143 154V153H142ZM209 154H207L210 158H211V156H213V155H209ZM225 154V155H226ZM234 154V156L232 157L233 159H235L236 158V154H235V152L233 153ZM61 154H58V158L61 160V156H62ZM92 155V156H91ZM239 155H242V156H239ZM247 155V154H246ZM73 156V155H72ZM140 156H142L141 154H140ZM146 156V155H145ZM199 156V155H198ZM201 157H199L200 159H203V157H202V155H200ZM208 156H206V158L204 157V159L205 160H209L210 158H208ZM65 158V159H63V161L65 160V163H67V162H69L68 161V159L69 158ZM90 157V158H89ZM227 157V158H226ZM247 157H250V159H247ZM231 158V159H232ZM239 158V160H241V162L243 161L242 159H240ZM254 158V159H253ZM66 159H67V162H66ZM74 159V158H73ZM142 159V158H141ZM105 160V161H104ZM221 160H220V162H221ZM250 160L251 161H253V163L252 162H250ZM71 161V160H70ZM93 161V162H92ZM102 161V162H101ZM103 161H104V164L106 165L105 166V168H104V165H103ZM73 162L71 163V165L73 164ZM92 162V163H91ZM142 162V161H141ZM153 164H152V163ZM224 162H223V165H221V167L220 166H218L217 167V170L218 171H220L219 170V168H222V167H224ZM233 162H234V160H233ZM245 162V161H244ZM248 162V161H247ZM91 165H90V164ZM250 163H251V165H250ZM70 163H68V165H69ZM74 164V166H76ZM93 164H94V167H93ZM100 166H99V165ZM67 165V166H68ZM152 165V166H151ZM228 165H230V164H228ZM88 166H89V168H88ZM256 166V167H255ZM95 167V168H96ZM190 167V168H189ZM232 167V168H233ZM256 169H255V168ZM91 168H93V169H91ZM107 168V169H106ZM141 168V167H140ZM237 168V167H236ZM241 168V167H240ZM240 168H238V169H240ZM252 168V169H251ZM152 171H151V170ZM251 169V170H250ZM253 169H255V170H253ZM69 170H71V169H69ZM81 170V171H82ZM92 170V171H91ZM104 171V170H103ZM139 171V172H140ZM246 171H247V174L246 175H244L245 173H246ZM251 173H250V172ZM73 172V171H72ZM71 172V173H72ZM88 172L86 173V175H82L83 177H82V180H83V178L85 177V176H87L86 178H84V180H87L88 181ZM105 172V171H104ZM223 172H221V177H219V178H221V179H217V181L219 182V184L217 185V188L215 189L217 192H219L220 194H222V195H224V196H226L227 198H229L231 201H232V203L235 205V207L236 206H239V208H243V211L245 212L246 210H245V208L247 209H251V207L250 206H248L247 205V203L245 204V201H243L242 199H241V197H242V195H240V193H239V195L241 196L240 197V199L239 200H236L235 198L237 197L235 194H234V192L232 191V189H230V188H228V187H226L225 185H224V180H225V178H224V176H223ZM61 173H62V171H61ZM83 173V172H82ZM148 173H149V175H148ZM225 173V174H226ZM240 173H241V175H240ZM242 173H243V176H242ZM253 173V174H252ZM75 174H73V175H75ZM91 174H89L91 177H92V175ZM139 174V173H138ZM140 174V175H141ZM224 174V175H225ZM225 175L226 177L228 176V175ZM62 175V174H61ZM75 175V176H76ZM148 175V176H147ZM70 176H71V174H70ZM69 176V177H70ZM89 176V182H92L91 181V179L93 178L94 179V177H95V174L93 175L94 177H90ZM147 176V177H146ZM141 177V176H140ZM143 177L141 178V179H143ZM222 177H223V179L224 180H222ZM76 178V177H75ZM75 178L74 177H72V180L74 179V181H75ZM229 178H227V179H229ZM70 180H71V178H70ZM77 181H78V179H76ZM83 180V181H84ZM148 180V181H147ZM155 180V178L154 179H152L151 180V182L150 183H152V182H155L154 181ZM195 180V181H196ZM237 180V181H236ZM241 180V181H240ZM94 181V180H93ZM146 181V182H145ZM221 181L223 182V183H221ZM234 181L235 182H238V183H234ZM244 181V180H243ZM145 183V184H144ZM147 183V184H146ZM231 183V184H232ZM254 184H255V182H254ZM258 184V183H257ZM139 185V184H138ZM243 185V187H242V190L240 191V189L239 188H241V186ZM256 185V184H255ZM262 185H264V184H262ZM262 185H261V183L259 184V186L260 187H262ZM140 187H141V184L139 185ZM146 186H148V187H146ZM154 187V190H153V187ZM201 185H197V186H193V187H189V188H195V187H200ZM252 186H254V185H252ZM258 186V185H257ZM256 186V188H255V186H254V188L253 187H250V189L251 188H253L254 190H255V192H256V190H257V187ZM149 187H151L152 189H149ZM158 187V186H157ZM202 187V186H201ZM189 188H185V189H189ZM144 189V190H143ZM151 190V191H149L148 192V190ZM156 189V190H155ZM185 189H182V190H185ZM239 189V190H238ZM260 189V188H259ZM158 190V191H157ZM160 190V191H159ZM161 190H163V191H161ZM252 190V189H251ZM261 191H260V193L262 192V193H264V188H262V189H260ZM157 191V192H156ZM148 194H147V193ZM154 192V193H153ZM160 193V194H161ZM241 193V194H242ZM174 194H176V193H172V194H170L169 196H167L166 197V200L168 199V198H170L171 196H173ZM258 195H259V191H258V193H257ZM148 195V196H147ZM152 195V196H153ZM243 196H244V194H243ZM262 201H264V199H262ZM146 202V201H145ZM260 204H262V203H260ZM262 206V205H261ZM140 208H141V206H140ZM140 208H139V210H140ZM247 209V210H248ZM254 217H257V218H255V219H258L259 220V224H258V226H257V228H256V231H255V236H256V238L257 237H259V234L262 232V230H264V207H262V211H261V217L259 216L258 217V211L257 212H255L254 214L252 213V209H251V211H249ZM138 214H139V212H138ZM121 215H122V213H121ZM125 215V214H124ZM122 217V216H121ZM125 217V216H124ZM124 217H122V218H124ZM138 218H139V216H137ZM137 218V219H138ZM260 218H262V219H260ZM126 222V221H125ZM103 223H104V221H103ZM102 223V224H103ZM109 223H111V222H109ZM114 223V222H113ZM122 223H124V221L122 222ZM139 222L138 221H135V226L134 227H130L129 228V226H127L128 227V229L125 227V228H123V225L125 224H122L121 226H122V229L120 228L121 226H119V230L121 231V234L123 233V232H125L126 230H132V229H137L138 228V226H139V229H140V224H138ZM137 224V225H136ZM106 225H108V224H104L103 226H106ZM112 225V224H111ZM126 225V224H125ZM124 225V226H125ZM108 226H110V224L108 225ZM113 227L114 226H116V227H118L117 225H112ZM115 227V228H116ZM137 227V228H136ZM260 228V229H259ZM122 235H125V234H122ZM121 235V236H122ZM124 238H126V237H124ZM125 244V243H124ZM262 247H264V243H262L261 244V246H260V248H262ZM249 249L247 250V253L246 254H244V255H242L241 257H240V259H238V261L236 262V264H244V261H245V259H248V255H249Z\"/></svg>",
  "mask_w": 264,
  "mask_h": 264
}]
</instances>
